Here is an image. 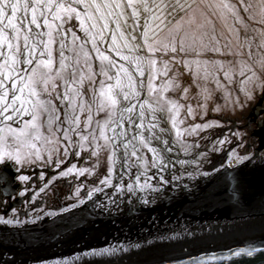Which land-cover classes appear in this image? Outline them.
Instances as JSON below:
<instances>
[{"label":"rangeland","instance_id":"obj_1","mask_svg":"<svg viewBox=\"0 0 264 264\" xmlns=\"http://www.w3.org/2000/svg\"><path fill=\"white\" fill-rule=\"evenodd\" d=\"M263 87L264 0H0V234L19 227L14 237L26 240L0 253L45 261L31 227L76 216L99 217L95 230L121 233L128 220H147L141 234L159 237L160 220L140 219L122 188L160 187L169 196L164 221L175 222L164 234L205 226L181 211L218 179L253 172L228 168L245 157L229 151L238 137L245 144V133L230 127ZM10 182L18 205L7 211L1 188L10 192ZM116 234L113 247L126 243ZM99 240L90 241L93 251L105 244Z\"/></svg>","mask_w":264,"mask_h":264},{"label":"bare ground","instance_id":"obj_2","mask_svg":"<svg viewBox=\"0 0 264 264\" xmlns=\"http://www.w3.org/2000/svg\"><path fill=\"white\" fill-rule=\"evenodd\" d=\"M112 18H111L110 21H115L116 20L114 16ZM97 20H98V18H96V20H94V21H97ZM104 23H106V22H104ZM234 40H237V39L234 37ZM240 42H241V40H238L237 44L234 45V46L242 45ZM178 72H180V71H178ZM179 78H181V77H179ZM184 81L185 80L182 79V82H184ZM184 85L186 87L189 86V82L185 83ZM243 95H244V97H246L247 101L251 97L249 95V92H247L246 95L245 94H243ZM263 95H264V87H263V91L260 90V91L257 92V94H255L254 96L251 97L252 98L251 101L253 103H249L248 104V102H247L246 107H248V109L255 110L260 105L261 106V112H264V100H263V103H260ZM252 104H254V105H252ZM256 113H258V111ZM231 120L232 119H230V121ZM231 122H234V120L231 121ZM241 122L237 121L230 128H232V130L237 128V129H240L243 133H245V135L243 134L244 137H245L243 139V141H244V143L246 145L244 144V146L243 145L240 146L242 144V142H241L242 140L240 139V137H238L236 141H234V142L232 141L233 144L230 145L232 148L230 147L229 151H232L233 149H236L238 147L239 152H244V156L245 157H244V159L242 161H240L241 163L239 165H227V166H228V168H234L236 170L237 169L240 170V167H242V166H250V168H251L250 170H253V172L247 174L246 179H240V175L237 176L236 178L235 177L234 178H228L227 177L226 179H223V180H219L218 179L217 182L214 183V184H219L216 189L219 190V193H223L224 196H226V197H223V198H219V201H216V200H214V199L209 197V194H208L207 190H209L212 186L210 188L208 187L204 191V193L199 196V197L204 196L207 199V200H205V199L203 200V202L206 203L205 205H200L199 206V208L200 207L202 208L203 212L207 213L208 211H210V212L213 213L214 216H216L217 214H224V213L228 214V212H225L226 210L234 209L235 210L234 212L236 213V214H231V215L234 216L231 219H229L227 217L221 219L222 216L221 217H214V216L211 215V213H207L206 215L209 217L208 219L199 220V221L203 222L206 225V227H211L212 226V227H214V229L216 228L218 230L221 227H226V228H229L230 229L229 231L231 232L233 230V228L230 227L229 225H234V226H238L239 227V228H236L235 231H237V230H241L243 232L247 231L244 235H241V236L240 235H234V236H232L234 238V242L235 243L232 244L230 242H225V243H223L224 245H226L225 248H229L232 245H234V247H235L237 245L240 246V245H245V244H249V243L264 241V213L262 215H251V216H248L247 219L244 218V216H242L243 212H247V213L251 212L252 213V212H256V211H264V157H261L264 154V147H260V146H262L261 145L262 138H261V135L258 134V130L260 129L261 123L264 122V118L261 119V123L259 124V127L257 128V130H256V132L254 134L252 133V131H250L251 128L247 127L248 125L245 128L244 125L239 124ZM253 136L256 137L257 141H258L255 146L252 145V141H254ZM220 163H221V165L217 164V163L215 164V162H214V165H213L214 167L213 168L217 169L218 165H220V166L223 165L224 166V164H222V162H220ZM26 165L30 166L31 164L28 162ZM25 169L27 171L31 170L30 167H27ZM245 174L246 173L244 172L241 175L245 176ZM89 179L92 181V178H89ZM15 182L16 183L18 182V177L16 178ZM183 183H184L183 181L180 182L181 185H183ZM177 184L179 185V183H175L174 182L173 183V187L176 188L178 186ZM9 187H10V192L9 193L8 192H4V195H5L4 198L7 199L6 197H8V199L10 200V201H7V203H9V205L7 206V211H8V209L10 210V209H12V207H17V205H18V204H16L17 201H16V203H13V199H12V197H13L12 196V192L14 193L15 191H17L18 190V186L10 184ZM142 188H144V187H142ZM159 188H156V189L153 188L154 190L151 191L152 193L149 192L148 194L145 191H144L145 193H142L143 191L141 192V190L138 187L137 188H133V189H136V190H133V191L132 190L128 191V189H125V188L124 189L122 188V190H118V191H119V193L122 196H124V199L127 198L126 201L130 199L129 200L130 203L126 204L128 207H133L132 204L134 205V203H136L138 205V209L140 211L144 210L146 213H150L152 202L156 201V207L159 208L158 210L161 211V212H165L166 208L163 206V202L166 201L169 196H164L163 197L159 193V191L157 190ZM143 190H151V189L149 187H147L146 189H143ZM172 194H173V192H171L169 195H172ZM104 195L109 196L110 194L106 193ZM142 196H145V199H144V197L142 198ZM177 198H178V196H177ZM109 200H111V199H109ZM222 200H224V202H221ZM123 202L124 201H122V203ZM122 203H119L118 201H116L114 203V206L117 209H119V207L124 206V204H122ZM196 204L199 205V203H196ZM240 204H242L243 206H240ZM112 208L116 209L114 207H112ZM112 208H110V207L107 208L108 211H109L108 212L109 215L117 217L118 216V212H116V211H118V210H116L115 213H113L114 210ZM136 208H137V206H136ZM82 209H83V207H82ZM169 209H170V207H169ZM131 210H132V208H131ZM181 212L183 213L185 211L182 210ZM71 215H74V214H71ZM197 216L205 217L204 215H201V213H199ZM166 217H169V216H166ZM63 218L66 219L67 215L63 216ZM84 218H86V217H84ZM68 219L69 218H67V220ZM81 219H83V216L81 217ZM86 219L89 220L90 222H93L91 220V218H86ZM165 219L166 218H164L163 220H165ZM225 219L226 220L229 219L230 221L225 222L223 224L224 226L223 225H213L214 223H218L219 224V222H222ZM105 220H106V218H105ZM118 220H120V219H118ZM168 220L167 221H161L159 223L160 226H164L162 228L163 230H165L167 228V227H165L167 225V222H170V223L171 222H175V220L173 221V219H168ZM107 222H111V221H107ZM113 222H115V221H113ZM73 223L79 225V227H77V228H82V229H85V230L87 229V227L83 223L80 224V223H78L77 220L75 222H73ZM93 223H94L93 227H91V228L94 229L95 232L96 231L97 232L100 231V230H98L99 227L95 230V228H96L95 227V222H93ZM130 223L126 222L122 226L130 227L131 230H135V228H137V225L135 223L134 224H132V223L130 224ZM154 223L157 224L156 222H154ZM117 224H119L118 221L115 222L114 225H117ZM102 227H104V226H102ZM169 229H171V228H169ZM31 231L34 232V228L32 229V227H31ZM226 232H227V230L223 228V233H226ZM171 233L172 232H170L169 234H171ZM169 234L168 235L164 234L162 238L156 239V241H158V242H156V247H154L153 245L151 247H149V245L147 246L146 243H144V244L139 243V245H138L137 243H135L133 241L131 243H127V245H128L127 248H123V249L117 248V249H115L111 253L112 255L111 256L109 255V257H107V258H103V257H99V258H92V257L83 258V257H81V258L75 259V261H73V262H75L74 264H130V263L131 264L132 263L135 264L137 262H142V261H144L146 259H148V261H149V259L152 260V259H155V258H156L155 259L156 262H158V258L161 255H170V254L173 255L174 252H176V250L178 251V249L183 248V247H188V250H181L180 249V253H184V252L190 251L191 249H194V250L195 249H201V251L204 252V253L205 252H210L213 249H217V248H213V247H215L213 245H211V246L208 245V243H210L212 241L203 239V238H205L204 235L198 236L197 234H195V235L191 236L192 238L187 236L188 240H185V241H187V242H184L185 246L183 244H181L179 246L176 243V241H175L176 237L174 235H169ZM217 234H220V233H217ZM89 235H92V234H89ZM124 235H125L124 237L126 238L128 236V233H124ZM214 235H216V234L212 233L210 236H214ZM201 239H203V240H201ZM214 239L218 240L219 238L214 236ZM189 240H191V241H189ZM189 242H191V243L194 242L195 245L190 246ZM203 242H206L205 245H204ZM214 242H216V241H214ZM42 246L43 247H41V248H44L46 250V252L51 251V249H50L51 245L50 244L42 243ZM198 246H200V247H198ZM0 248H1V246H0ZM51 248H53V247H51ZM61 248L62 249L63 248L68 249V247H61ZM53 249L54 250L56 249L55 253H59V251H60L59 247L58 248H53ZM125 249L130 250V253L126 252ZM135 253H136V255H139V258L132 259L133 256H128L130 254L133 255ZM59 254H61V252ZM62 254H63L62 257H64V258L63 259H57V260L72 261V258H67L68 257L67 253H65V252L63 253L62 252ZM141 255H143L144 258ZM192 255H195V254H192ZM32 256H35V255H33V254L30 255V253L27 254V253H24V252H20V254L18 253V255H16L15 258H16V260L21 261V260H25L26 258L28 259L29 257H32ZM4 257H5L4 258L5 260L2 261V263H0V264H6L9 261H11V260H7L8 258H10V256H8V254L7 255L4 254ZM56 258H58V257H56ZM129 259H131V260H129ZM5 261H7V262H5ZM149 264H152V262H149Z\"/></svg>","mask_w":264,"mask_h":264},{"label":"water","instance_id":"obj_3","mask_svg":"<svg viewBox=\"0 0 264 264\" xmlns=\"http://www.w3.org/2000/svg\"><path fill=\"white\" fill-rule=\"evenodd\" d=\"M263 100H264V95L262 96L260 103H263ZM258 108H261V106L259 105ZM260 112H261V110H260ZM258 134L261 135V138H262V140H261L262 146H260V147H264V122L261 123L260 129L258 130ZM8 166H10V168L8 167V171H11V164L9 163ZM11 175L14 176L15 174L11 172ZM10 184H12V182H10ZM10 184H9V186H10ZM218 185L219 184H214V185H212V187L209 190H207L209 197L216 200V201H219V198L226 197V196H224L223 193H219V190L216 189ZM204 199L207 200L206 197H204V196L200 197V199L198 201L199 205L195 204L192 206H187L184 209V211L187 213L186 215H188V216L191 215L192 217H199L200 219H208L209 217L206 215L207 213H211V215L214 216L212 212L207 210L208 212L206 213V212H203L201 207L199 208L200 205L206 204L205 202H203ZM221 202H224V200H222ZM241 206H243V205L241 204ZM158 209L159 208L156 207V209L151 210L150 213H146L144 210L140 211L139 209H136V212L138 214L141 213L140 219H145V218L148 219L154 215L157 220H160V222L164 221L163 219L167 218L165 216V212H161ZM172 211L173 210L171 209L170 214ZM234 211H235L234 209H232V212L230 210L229 211L226 210L225 212H228V214L227 213L226 214L225 213L224 214H217L216 213L217 215L214 217H221L222 216L221 219L226 218V217L231 219L234 217L231 214H236ZM71 212H73V211H69L68 213H71ZM199 213H201V215H204L205 217L197 216ZM263 213H264V211H256V212H252V213L251 212H248V213L243 212L242 216H244V218H247L248 216H251V215H262ZM69 215H71V214H69ZM136 217H138V215ZM62 218H63V216H62ZM93 219H94V217H91V220H93ZM171 219L174 220V218H171ZM74 220L75 221L77 220L78 223H80V224L83 223L87 228L93 227V224H94L93 222H90L89 220L84 218V216H83V219H81V217H80V219H78L76 217ZM98 220L100 221L101 219H99V217H98V219L95 218L94 221L97 222ZM128 221L129 222L131 221V223L134 224L132 220H128ZM147 223H149V221H147V220H146V222L145 221H141V222L138 221L137 223H135L137 225V228L134 227L135 230H131V228L129 227V229L123 230L122 233L119 230H116L114 232H110V231H105L103 229H100V231H98V232L91 230L92 232L88 231L86 233L85 232L83 233L84 229H81L78 232H71L72 233L71 234V233H68L70 231V229H75V228L79 227V225L74 224V223L65 224L63 222L56 223L52 227L47 228L48 230L44 229V230L37 231L38 229H35L36 227H34L35 234H33L34 236H32L30 239L32 241V244L37 245V247H36L37 249H40V250L45 252L44 254L46 255V257H43V259H46V260L41 261L38 258H35V259L30 258V259H26L24 261L19 262L16 260V258L10 257L7 260H11V261H9L6 264H72V263L74 264L75 262H73V261H75V259L81 258V257H83V258H88V257L107 258V257H109V255L110 256L112 255L111 253L115 249L127 248L128 247L127 243H131L133 241L135 243H137L138 245H139V243H142V244L146 243L147 246L149 245V247H151L152 245L154 247H156V242H158V241H156V239L162 238L164 235L162 233H164L165 230H163V229L161 231L158 230L161 233V235L159 237H157V235L155 233H153V234L152 233L141 234L140 229L147 226ZM223 224L224 223L219 222V224L214 223L213 225H223ZM229 226L233 228V230L231 232L229 231L230 229L226 228V227H221L218 230L216 228L214 229V227H212V226L206 227V225H205V226H202L201 228L187 229L185 231H180V232H175V233L173 232V233L169 234V235H174L176 237L175 241L179 246L181 244L184 245V242H187V241H185V240H188L187 236L192 238L191 236L195 235V234H197L198 236L204 235L205 238H203V239L212 241V242L208 243V245H210V246L213 245V246H215L213 248H217V249H213L210 252L204 253L201 251V249H195V250L191 249L190 251H187V252L183 251L184 253H180V249L181 250H188V247H183L184 249L180 248V249H178V251L176 250V252H174L173 255L172 254L161 255L158 258V262H156V260H155L156 258H155L152 260L149 259V261H148V259H146V260L142 261L143 263L137 262L135 264H149V262H152V264H264V241L249 243V244L240 245V246L237 245L235 247H234V245H232L229 248H225L226 245H224L223 243H225V242H230L232 244L235 243L234 238L232 236H234V235H240L241 236L247 232V231L243 232L241 230L235 231L236 228H239L238 226H234V225H229ZM223 228L227 230L226 233H223ZM20 230L21 229H19V227H14V228L7 229L5 231V232L8 231V233L6 235H4L5 233L0 234L1 236H3V235L5 236L4 239H0V244H1L0 246L2 248L1 252H5V251H3L5 248H6V250H13L12 249L13 247H15L21 243H24L22 241H26V240H22L20 238L16 239L14 237L13 232L20 231ZM117 232L120 235V238H124L122 236L124 233H128V236L125 238V240H123V242H126V243H122L123 244L122 246L113 247V244H115V242L117 241V234H116ZM216 232L220 233V234H217ZM64 233H66L67 236H69L70 234L74 235V236L67 239V240H64V237L62 235ZM212 233L216 234L214 236L218 237L219 239L215 240L214 236H210ZM89 234H92V235H89ZM147 234H150L151 236H154V237L151 240H144V242H143L142 239L145 237H142V236L143 235L146 236ZM87 235H89V241H87L85 239ZM97 239L98 240L100 239L99 241H101L105 244L103 246H100V249H101L100 251H93L92 245H90V244L91 243L94 244V243L90 242V241H94ZM203 239H201V240H203ZM84 241H87V242H84ZM189 241H191V240H189ZM214 241H216V242H214ZM41 243H48L51 245V247L53 246V248L59 247V250H60L59 253L61 252V254H62V252L63 253L64 252L65 253H71L70 251L84 252V253H79V254L73 255V256L67 255L68 256L67 258H72V261L57 260V259H63L64 257H62L60 254L53 256L52 252H55L56 249L54 250L51 247H50V249L52 252L51 251L46 252V250L44 248H41V247H43ZM189 243H190V246L195 245L194 242L193 243L189 242ZM203 243L205 245L206 242H203ZM12 245H14V246H12ZM61 247H68V249H65V248L62 249ZM198 247H200V246H198ZM125 250H126V252L130 253V250H127V249H125ZM192 254H195V255H192ZM55 256L56 257L59 256V257L55 258ZM128 256H133L132 259L139 258V255H136V253L133 255L130 254ZM141 256L144 258L143 255H141ZM4 258H5L4 254L0 253V260L4 261L5 260ZM129 260H131V259H129ZM2 261L0 263H2ZM5 262H7V261H5Z\"/></svg>","mask_w":264,"mask_h":264},{"label":"flooded vegetation","instance_id":"obj_4","mask_svg":"<svg viewBox=\"0 0 264 264\" xmlns=\"http://www.w3.org/2000/svg\"><path fill=\"white\" fill-rule=\"evenodd\" d=\"M260 110H261V108H257L255 110L249 109V112L245 116H243L242 122L239 124L244 125L245 128L248 125L247 127L251 128L250 131H252V133L254 134L256 132L257 128L259 127V124L261 123V119L264 118V112H260ZM257 111H258V113H256ZM258 115H260V116H258ZM253 139H254V141H252V145L255 146L258 141H257V138L254 136H253ZM0 179H3V176L1 174H0ZM1 192L4 194L5 191L2 190V188H1ZM7 214H10V213L8 212ZM28 214L29 213H26L25 216L30 217L31 214H29V215ZM34 217H31V218L34 219Z\"/></svg>","mask_w":264,"mask_h":264}]
</instances>
